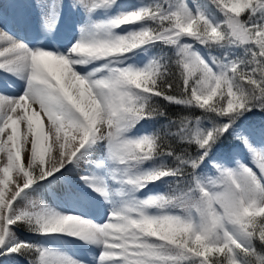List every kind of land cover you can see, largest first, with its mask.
<instances>
[{
	"label": "snow or ice",
	"instance_id": "1",
	"mask_svg": "<svg viewBox=\"0 0 264 264\" xmlns=\"http://www.w3.org/2000/svg\"><path fill=\"white\" fill-rule=\"evenodd\" d=\"M31 8L0 9V264H264V0ZM65 14L68 46L23 35ZM83 186L106 216L82 214Z\"/></svg>",
	"mask_w": 264,
	"mask_h": 264
},
{
	"label": "rangeland",
	"instance_id": "2",
	"mask_svg": "<svg viewBox=\"0 0 264 264\" xmlns=\"http://www.w3.org/2000/svg\"><path fill=\"white\" fill-rule=\"evenodd\" d=\"M17 2H18L19 6L10 5L7 0H0V9H2V11H3L4 19L10 20L12 14L16 11H19L22 13L27 12L29 15H34V12L32 11V8H31V4L38 3V0H17ZM139 3L140 2L137 0H124L121 4L127 8V7L137 5ZM80 19H81V17H79L75 14H71V15L65 14L62 17V19L60 20L59 24L56 26V29H55V32L53 33V36H50V37H43V36L37 37L35 35L34 31H32L31 29L24 32L23 35L28 40H37L38 39L39 42L42 44H51V45H55V46L66 47L70 44L71 40L75 39V37L77 35L75 25H76V23L79 22ZM64 22L66 24L64 27H62V24ZM12 27H13L14 31H16V32L21 31L20 28L15 26V25H12ZM5 74H7V73L0 72V86L4 90H6V88H7L6 82H9L11 79H15L14 77L10 78L8 76V74H7V76H8L7 77V76H5ZM11 91H14V89H12ZM45 126L47 127V121L46 120H45ZM22 130H23V126H22ZM47 160H48V157H46V162H47ZM0 166H2V165H0ZM75 171L78 173L79 169H75ZM77 173H76V175L73 176V174L70 171L66 175L70 178L71 177L70 174H72L73 178H79L78 177L79 174H77ZM73 183L75 184V182H73ZM63 188H64L63 184H55L54 183L52 185V193H51L52 196L51 197L54 199L55 202H58L57 197H59L62 194ZM86 190L88 192L90 190V188H87ZM89 194H91V193H89ZM144 195H146V194H144ZM85 196L89 197V195L87 193L85 194ZM33 198L38 199L39 197H33ZM45 198L48 199V196H45ZM83 199L88 202V205L82 209V214L87 215L88 217L93 218V219H97L98 217L101 216V214L106 216L109 208L112 206L111 204L109 206H105L103 203H101V201L99 202L95 197H92L90 200H88L84 197H83ZM120 199H122L120 194L114 191L113 192V202H118ZM91 200L95 206L90 204ZM48 201H50V199ZM49 203H52L53 204L52 206H56L55 205L56 203L54 204L51 201ZM95 207H96V209H95ZM52 242L56 246H64V247L72 250L73 252H77V251L82 250L76 244L70 243L68 241H52Z\"/></svg>",
	"mask_w": 264,
	"mask_h": 264
},
{
	"label": "trees",
	"instance_id": "3",
	"mask_svg": "<svg viewBox=\"0 0 264 264\" xmlns=\"http://www.w3.org/2000/svg\"><path fill=\"white\" fill-rule=\"evenodd\" d=\"M15 1L16 0H8V2L10 3V4H15ZM124 0H121V3L123 2ZM137 1H139V2H141V0H137ZM175 114H187V113H185L181 108H179V107H175V106H173V107H170L169 108V115L170 116H173V115H175ZM198 114V113H197ZM248 119L250 120V121H264V113H259V112H253V113H251V114H249V116H248ZM224 147H227V141H225V143H224ZM150 188H151V190H152V192H159V193H166L167 191H168V184L167 183H165V184H157L156 186H152V185H150L149 186ZM144 194H147V193H140V195H144ZM23 230H21V232H22ZM26 235H31V234H26Z\"/></svg>",
	"mask_w": 264,
	"mask_h": 264
},
{
	"label": "bare ground",
	"instance_id": "4",
	"mask_svg": "<svg viewBox=\"0 0 264 264\" xmlns=\"http://www.w3.org/2000/svg\"><path fill=\"white\" fill-rule=\"evenodd\" d=\"M5 76H7V74H5ZM7 77H8V76H7ZM0 91H4V89H2L1 86H0ZM71 173H72L73 176H74V175H76L77 172H76L75 170H72ZM72 174H70V175H71L70 179H71L72 183L75 182V184H77V185H81L82 182L79 181V178H73V177H72ZM77 174H80V172H78ZM78 177H79V176H78ZM86 189H87V186H83V192H84V193L87 192ZM89 191H90V192H89ZM89 191H88L87 193H91L93 196L96 197V199H97L99 202L101 201V203H103L105 206H109V205H110L109 203H106L102 198L98 197V196L96 195V193L92 192L91 189H90ZM51 196H52V195H51ZM91 198H92V197H91ZM45 199H46V198H45ZM49 199H50V201L53 202L54 204L56 203V202H54V199H53L52 197H49V196H48V200H49ZM50 201H49V202H50ZM98 201H97V202H98ZM55 205H56V204H55ZM106 212H107V211H106ZM81 252H82V250L77 251V252H74V253H78V254H79V253H81Z\"/></svg>",
	"mask_w": 264,
	"mask_h": 264
}]
</instances>
